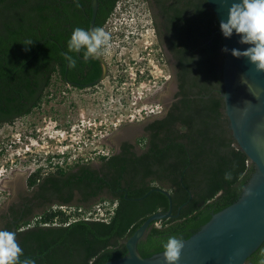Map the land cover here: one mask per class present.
Instances as JSON below:
<instances>
[{"label":"trees","instance_id":"obj_1","mask_svg":"<svg viewBox=\"0 0 264 264\" xmlns=\"http://www.w3.org/2000/svg\"><path fill=\"white\" fill-rule=\"evenodd\" d=\"M99 1L95 28L102 27L116 0L105 8L106 0ZM158 1L168 32L177 40L180 101L146 126V136L138 141L141 152L125 142L119 152L101 157L97 167L55 164L54 170L43 173L40 167L30 175V190L43 180L37 197L41 207L49 208L35 216L37 205L27 196L24 210L22 204H14L0 216V230L16 234L23 249L21 260L105 264L126 256V241L150 216L168 212L170 205L160 191L134 199L163 188L171 195L173 216L153 222L138 242L140 256L149 259L164 252L170 236L189 239L241 197L254 167L234 140L224 112L220 89L225 53L219 22L207 0H172L169 5ZM91 15V0H0V126L40 108L58 81L52 75L63 74L65 52L76 60L68 49L73 30H88ZM85 51L81 49L83 56ZM100 71L98 67L94 78ZM226 172H231L230 180L225 179ZM98 198L115 204L108 220H72V214L59 208L83 206ZM262 261L264 242L246 264Z\"/></svg>","mask_w":264,"mask_h":264},{"label":"rangeland","instance_id":"obj_2","mask_svg":"<svg viewBox=\"0 0 264 264\" xmlns=\"http://www.w3.org/2000/svg\"><path fill=\"white\" fill-rule=\"evenodd\" d=\"M136 1L137 4L132 1L128 5L134 13L141 12V7H145L142 0ZM137 37L138 41L133 46L122 49L124 52L129 51L133 60L131 65L125 67L132 71L129 78L137 87L132 94L135 105H123L120 98L110 96L111 89L108 87L86 91L66 90L55 81L40 108L30 115L0 126V216L10 204L18 202L21 195L30 193L27 179L33 168L37 167L34 152L37 141L38 152L41 153L39 166L43 173L54 170L55 164L63 168L77 162L95 165L104 157L103 154L108 157L116 153L119 142L125 136L133 134V137L140 138L147 120L154 118L163 109L159 99L171 97L167 81L169 72L164 61L154 57L159 48L150 20L147 30ZM110 53L106 56L110 57ZM147 58L154 66L149 65L154 73L146 81L141 79L140 74L147 65L140 62L146 63ZM62 151L64 155H61ZM44 157L49 158L50 163L45 162ZM114 207V203L103 202L98 198L83 206L74 203L59 208L72 214V220H108ZM31 222L36 221L33 219Z\"/></svg>","mask_w":264,"mask_h":264},{"label":"water","instance_id":"obj_3","mask_svg":"<svg viewBox=\"0 0 264 264\" xmlns=\"http://www.w3.org/2000/svg\"><path fill=\"white\" fill-rule=\"evenodd\" d=\"M207 2L220 27V21L228 17L227 10L231 3H242V0H228L226 5L220 0ZM98 6L99 0L91 1L92 15L88 31L95 28ZM220 32L222 34L221 29ZM222 39L224 47L227 46L229 50L235 48L244 51L251 46L239 43L241 37L235 32L231 38H225L222 34ZM95 58L103 64L104 73L99 80L103 81L107 64L101 56ZM222 77L224 91L221 96L229 128L239 148L253 164L254 171L235 203L214 214L199 231L184 240L185 247L178 264H246L264 242V72L257 71L247 57L236 58L229 51L225 53ZM256 141L262 146H257ZM154 191L168 196V212H157L150 216L126 241L128 254L105 264H166L163 252L144 259L137 250L138 242L153 222L173 216L172 199L167 189L154 188L134 200L140 201ZM186 204L178 208V215Z\"/></svg>","mask_w":264,"mask_h":264},{"label":"flooded vegetation","instance_id":"obj_4","mask_svg":"<svg viewBox=\"0 0 264 264\" xmlns=\"http://www.w3.org/2000/svg\"><path fill=\"white\" fill-rule=\"evenodd\" d=\"M92 1V0H91ZM110 0H106L103 6L104 8L107 6V2ZM134 1L136 4L138 3L136 0H116L115 7L111 14L106 18L105 22L103 23L102 27L111 34L112 40V51L110 53V57L106 55L101 56L105 63L107 64V73L105 74V79L103 81H99L101 76L104 73V67L102 62L95 58L91 57L88 59H84V56L79 53L75 52L76 57V67L70 68L69 62L67 59H64V71L63 74L61 73H54L52 75V79L58 80V84L62 86V88L66 90H78V91H86V90H95L99 88H110L111 97L120 98V103L123 105L130 107L136 104V102L132 99V94L135 91L136 84L130 81L129 75H131L132 71H128L125 66L131 65L132 59L130 58L129 51H122V49H126L138 41L137 35L141 32L147 30V26L149 24V20L154 28L155 32V42L157 47L159 48V52H157L154 57L158 58V61H164L165 66L169 72V77L167 78L168 84L170 85L171 90V97H161L159 102L162 104L163 109L159 111L154 118L147 120V122L143 126V134L140 138L133 137L132 135L125 136L119 144H118V151H120L121 146L123 143L128 142L135 147L132 149L135 152H141L143 150L142 144H139L138 141L146 136L145 128L148 124L153 122L156 119H160L166 115V113L180 101V66L179 60L176 53V43L177 40L175 37L172 38V35L168 32L166 27V20L164 15L162 14L163 9L162 6L159 4L158 0H142L145 4V7H141V12L137 11L136 13L132 12L129 9L128 5H131V2ZM167 2L164 5L171 4L172 0H166ZM100 8V1L98 6V11ZM102 12L99 15V19L103 18ZM87 17L88 14L86 13ZM98 18V12L96 21ZM96 25V24H95ZM178 48V47H177ZM154 51V50H152ZM67 53L65 52V55ZM68 55V54H67ZM161 56V57H160ZM93 60H96L94 62ZM146 63L140 62L143 65H147L145 70H143L140 74L141 79L143 80H150L154 71L152 67H154L149 59H145ZM150 65V66H149ZM100 67V75L95 77L97 73V68ZM158 78V77H156ZM155 79V77L153 78ZM158 84L159 82H155ZM155 84V85H156ZM224 84V83H223ZM105 85V86H103ZM107 85V86H106ZM155 86H153L154 88ZM141 88V87H140ZM221 93L224 91L220 89ZM38 109V108H37ZM130 110V109H129ZM225 112V108H224ZM226 114V113H225ZM23 116L16 117L15 120L22 118ZM2 124H8L7 122H3ZM39 132V130L37 129ZM37 136V135H36ZM38 144V141H37ZM37 144H34L35 147V159L37 163V167L33 169V172H36L41 166L40 163V152H38ZM95 150V149H94ZM56 157V156H54ZM49 158L44 157V161H48ZM98 164V163H97ZM97 164L93 165L97 167ZM254 167V166H253ZM42 179L38 180V183L30 190L28 195H21L19 197L18 202L10 204L6 211L3 214H7L9 207L11 205H20L22 204V209L24 210L25 206L23 205V198L24 197H32L33 204L37 205L36 209L34 210V214L36 213H43L49 207L39 205L40 198L37 197L38 192L40 191L39 185L42 183ZM77 195L76 198H78ZM42 199V198H41ZM76 200V199H75ZM56 203V202H55ZM55 203H52L54 205ZM21 214V213H20ZM21 217V216H19ZM1 224V223H0Z\"/></svg>","mask_w":264,"mask_h":264},{"label":"clouds","instance_id":"obj_5","mask_svg":"<svg viewBox=\"0 0 264 264\" xmlns=\"http://www.w3.org/2000/svg\"><path fill=\"white\" fill-rule=\"evenodd\" d=\"M227 4L228 0H220ZM79 7V4L77 5ZM228 17L220 21V29L225 38H231L233 33L240 35L239 43L251 45L244 51L229 50L227 46L222 52H231L236 58L247 57L256 66L257 71L264 72V0H242V3L232 2L228 7ZM112 37L103 27L91 31L77 27L73 30L68 41L69 52L79 53L86 49L84 59L107 55L112 48ZM31 43V42H29ZM70 68L76 67V60L71 55H65ZM243 83V80H242ZM226 99V98H225ZM232 178L231 172H226L225 179ZM185 241L182 237L170 236L163 244V256L166 264H178L181 259ZM23 249L16 240V234L0 230V264H36L34 258H24ZM264 264V261L261 262Z\"/></svg>","mask_w":264,"mask_h":264},{"label":"built area","instance_id":"obj_6","mask_svg":"<svg viewBox=\"0 0 264 264\" xmlns=\"http://www.w3.org/2000/svg\"><path fill=\"white\" fill-rule=\"evenodd\" d=\"M60 153H61V155H64V154H65V152H63V151L60 152ZM97 153L100 154V152H97ZM103 155H104V157H107L106 154H103ZM33 169H34V168H33Z\"/></svg>","mask_w":264,"mask_h":264},{"label":"bare ground","instance_id":"obj_7","mask_svg":"<svg viewBox=\"0 0 264 264\" xmlns=\"http://www.w3.org/2000/svg\"><path fill=\"white\" fill-rule=\"evenodd\" d=\"M258 135V134H257ZM257 146H260L261 144H260V142L258 143V141H256V143H255ZM262 146V145H261ZM263 157H264V155H263Z\"/></svg>","mask_w":264,"mask_h":264}]
</instances>
